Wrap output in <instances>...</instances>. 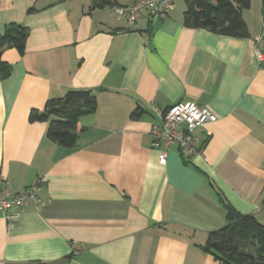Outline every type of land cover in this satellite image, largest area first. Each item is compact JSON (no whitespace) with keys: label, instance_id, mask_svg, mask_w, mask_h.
Masks as SVG:
<instances>
[{"label":"crops","instance_id":"0c3cea01","mask_svg":"<svg viewBox=\"0 0 264 264\" xmlns=\"http://www.w3.org/2000/svg\"><path fill=\"white\" fill-rule=\"evenodd\" d=\"M259 4L242 12L248 36L233 37L186 26L175 3L167 18L129 28L92 0H0V34L29 29L24 54L2 53L11 72L0 80V186L39 181L42 198L13 228L0 214V264H220L196 245L226 224L218 193L264 225ZM72 88L90 89L97 107L68 149L29 114ZM187 102L218 119L205 125L202 154L173 145L162 163L153 108Z\"/></svg>","mask_w":264,"mask_h":264},{"label":"trees","instance_id":"16d2710c","mask_svg":"<svg viewBox=\"0 0 264 264\" xmlns=\"http://www.w3.org/2000/svg\"><path fill=\"white\" fill-rule=\"evenodd\" d=\"M184 3L186 26L233 37L248 36L242 12L250 7L251 0H184ZM111 5H117V0H92V8ZM28 36V27L18 23H10L0 34V80L11 72V65L2 58L3 51L15 48L24 54ZM96 107V96L90 89L72 88L64 98L48 101L44 109H32L29 120L47 122L48 137L73 149L77 146L80 117L94 113ZM218 194L226 210V224L209 232L206 240L196 245L220 264H264V225L255 214L240 213Z\"/></svg>","mask_w":264,"mask_h":264},{"label":"built area","instance_id":"2783aa9c","mask_svg":"<svg viewBox=\"0 0 264 264\" xmlns=\"http://www.w3.org/2000/svg\"><path fill=\"white\" fill-rule=\"evenodd\" d=\"M174 7V0H133L125 5H113L117 19L125 20L129 28H137L140 21L147 17L163 20ZM254 53L258 59L263 58L264 28L254 39ZM160 122L151 128L153 144L161 149V162L165 163L168 150L176 145L182 153L199 155L204 151L209 132L205 125L217 121L218 116L208 107L195 102L172 105L166 109L153 108ZM201 130V133L199 132ZM40 182L31 184L24 191H14L9 186H0V214L6 219L10 228L15 227L22 211L30 203L39 205L42 198L39 193Z\"/></svg>","mask_w":264,"mask_h":264},{"label":"rangeland","instance_id":"374dc122","mask_svg":"<svg viewBox=\"0 0 264 264\" xmlns=\"http://www.w3.org/2000/svg\"><path fill=\"white\" fill-rule=\"evenodd\" d=\"M255 1L256 0H253L252 5H251V8H249V9H251L250 10L251 12H249V13H252V14H249L248 12H246V13H248L246 15H248V16L249 15H254L256 13V11L254 9H261V6L259 4V1L260 0H258L257 3ZM174 3H175L176 11H183V10H185L186 6H185V3H184V0H174Z\"/></svg>","mask_w":264,"mask_h":264}]
</instances>
